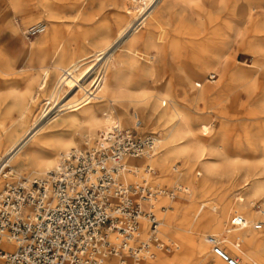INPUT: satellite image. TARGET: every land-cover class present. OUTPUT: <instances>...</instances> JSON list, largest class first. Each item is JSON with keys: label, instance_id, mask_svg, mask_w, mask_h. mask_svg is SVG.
Returning <instances> with one entry per match:
<instances>
[{"label": "bare ground", "instance_id": "6f19581e", "mask_svg": "<svg viewBox=\"0 0 264 264\" xmlns=\"http://www.w3.org/2000/svg\"><path fill=\"white\" fill-rule=\"evenodd\" d=\"M162 1L122 0L123 19H131L123 23L114 37H111L112 33L111 36L99 33L90 51L73 58L69 36L56 43L53 0H8L13 6L27 10L41 8L40 12L48 16L49 24L35 23L42 24L43 29L39 37L29 43L14 23L10 25L13 37L27 54L23 58L27 64L21 65L20 70L35 71L32 76L36 88L32 90L30 85L24 91L11 90L10 106L0 113V139L5 135L8 141L0 153V190H3L4 183L10 184L5 179L11 176H15L17 181L44 174L57 165L61 153L83 147H78L82 140L94 146L99 134L114 123L126 128L134 127L137 116L141 122L140 132L159 134L160 150L148 157L127 156L124 159L126 168L131 171L127 173L131 181H136L150 167L148 176L153 180L171 183L176 174L190 176L194 162L203 169L204 172H200L205 181L211 177L224 181L213 201L206 198L204 190L199 196L194 191L188 207L179 203L174 206L176 196H158L155 210L165 231L171 234L163 237L160 229V238L169 250H160L156 260L141 264H189V260L195 257L198 264H207V254L210 253L208 246L200 240L202 234L206 242L208 235L224 239L222 247L233 258L264 264V236L254 230L258 225L264 228V210L257 211L251 206V198L263 197L264 200V0H215L217 10L225 11L227 16H211L212 22H222L211 35V61L202 66L196 62L189 69L180 67L169 80L165 75L159 76L149 62L156 52L154 34L148 36L146 51L128 48L129 61L118 60L115 56L122 42L130 38L136 41L134 35L145 26ZM88 2L93 5L97 0H83L78 14H82ZM89 13L82 16L84 21L91 19ZM234 42L242 50L252 53L254 64L234 63ZM145 58L148 62L141 66L139 77H134L136 62ZM216 64L223 68L220 80L204 83L203 77L206 73L211 74ZM10 70L7 66L5 73ZM258 76L263 77V86L256 91L254 82ZM238 84V89L245 88L249 92L251 103L257 107L251 113L260 117L262 126L258 132L244 131L250 153L258 157L255 166L249 167L240 181L232 174L238 163L228 155L230 147L224 128L233 113L222 108L224 99H221L226 93L227 96L233 94L237 90L234 85ZM213 94L218 96L213 98ZM39 100L41 108L38 115L27 128L22 129L32 105ZM204 112H211L222 121L223 128L217 132L219 135H211L212 143L199 140L200 133H210L212 129L201 119ZM239 114L242 116L241 112ZM230 184L242 185L233 199L228 198L227 186ZM185 187L190 191L188 185ZM240 216L245 219L242 225H233L232 219ZM191 227H194L193 233L186 234ZM142 229L139 239L145 240L149 236L147 223L142 224ZM5 244H9L7 239L1 237L0 246ZM242 246L247 247L250 254ZM243 253L246 259H243ZM127 259L131 261L130 256ZM116 260L120 264L119 258L113 256L106 258L103 264H115ZM213 264L224 263L218 259Z\"/></svg>", "mask_w": 264, "mask_h": 264}, {"label": "built area", "instance_id": "2783aa9c", "mask_svg": "<svg viewBox=\"0 0 264 264\" xmlns=\"http://www.w3.org/2000/svg\"><path fill=\"white\" fill-rule=\"evenodd\" d=\"M42 27L33 25L26 33L36 35ZM140 125L137 116L132 128L114 123L94 146L71 148L44 174L7 184L0 193V238L11 247L0 246V264H103L111 256L120 264H141L169 250L160 238L155 201L188 189L153 184L150 167L136 181L128 178L124 159L151 156L159 147L158 135L140 132ZM244 221L240 216L231 223ZM144 222L149 236L141 240ZM207 242L228 264H258L231 257L217 235H208Z\"/></svg>", "mask_w": 264, "mask_h": 264}, {"label": "rangeland", "instance_id": "374dc122", "mask_svg": "<svg viewBox=\"0 0 264 264\" xmlns=\"http://www.w3.org/2000/svg\"><path fill=\"white\" fill-rule=\"evenodd\" d=\"M82 1L83 0H53L52 5L57 25L58 37L56 43L69 36V48L73 58L80 56L84 51H90L93 44L96 43L94 42V39L98 37L99 33H106L109 35L112 33V36H110L114 37L123 23L125 21L127 22L128 19H131V17L123 19L122 0H97L93 5L88 2L83 10L84 13L82 12V14H78V9ZM214 3L215 0H163L155 13L148 18L145 26L134 35L136 41L133 42V39L130 38L121 43L120 47L115 51L116 58L118 60L129 61L130 58L127 55L128 48L146 51L148 36L149 34H154L156 52L153 53L151 58H149V62L155 67L159 76L165 75V79L169 80L170 78H173L174 71L180 67L185 66V68L189 69L193 67L196 62H199L201 66L205 65L211 61L213 49V41L211 39L212 32L222 25V22L219 21L212 22L211 16L214 14L223 18L227 16L225 11H218L216 4ZM41 10V8L38 9L37 7L27 10L23 7L13 6L8 0H0V87H7L5 90L6 93L0 94V113H3L10 106L11 100L9 98V92L11 90L24 91L28 89L30 85L32 90H35L36 88V84H33L34 76H32V73L35 71L33 69L20 70L21 65L27 64L26 60L23 61V58H26L27 54L23 51L19 41L13 37L14 35L12 34L10 25L14 23L13 25L19 28L21 36L27 43H29L30 40L35 41L39 37V33L36 35H29L26 33V30L28 27L39 21L45 22L47 25L49 24L48 16L43 12H40ZM29 11L31 13H29ZM85 12H90L89 15H91V19L87 21L83 20L82 16L85 15ZM232 48L234 63L237 65L254 64L255 60L253 59L252 53L242 50L237 42L233 43ZM147 59L148 58H145V60H139L136 62L134 77H139L141 72L140 68L144 63L148 62ZM7 66L11 69L8 74L5 73ZM214 67L215 69L211 70V74L206 73L203 77L202 80L204 83L209 84V82H212L213 80H217L215 82L217 83L220 80L223 70L222 65L216 64ZM213 75L215 78H213ZM197 80H199V78ZM173 81H175V79H173ZM254 84L256 91H259L263 86V77L258 76L255 79ZM150 85L153 86L152 84ZM238 86L240 85H234L235 88ZM217 94H213V98ZM231 96V100L228 101ZM223 97L224 98H221L224 99L222 101V108L233 113V117L226 120L224 128L226 127L225 136L230 147L228 155L232 161L238 163L237 166L234 167L232 174L236 180L240 181L243 179L246 170L249 167L253 168L252 166H255L256 158L258 157L256 154L250 153L248 149V138L245 136L244 131L250 129L258 132L261 130L262 126L259 124L260 117L253 116L251 113V111L257 109V107L254 103H251L250 94L247 89L237 88L233 94L227 96L226 93ZM40 108L41 104L39 100L32 105L22 129H25L30 125L32 120L38 115ZM131 112H133V110H131ZM239 112L242 113V116H240L241 114H239ZM202 118V121L208 123L212 129L210 133H200L199 140L203 143H212L211 135H219L218 133L223 128L221 127L222 121L211 112H204L201 116V119ZM127 125L128 123L124 126ZM155 134L159 136V134ZM83 143L84 140L80 141L78 147L83 146ZM7 145L8 141L6 140L5 135L1 136L0 153L7 147ZM159 150L160 147L158 148V151ZM63 153H61L60 156ZM200 171L202 173L204 172L203 169L200 168V164L194 162L192 163V174L190 176L176 174V177L171 183H158L153 180L152 177H148L152 183L166 188H173L179 183L184 186L188 185L190 191L187 193H178L175 202L173 203L174 206L179 203L183 204L184 207H188L192 203L191 194L194 191H196V194L199 196L204 190L203 193L206 194V198L213 201L224 183L223 180L214 177L205 181ZM151 174H154V172ZM15 179H17L15 176H11L10 178L5 179V182L12 183L16 181ZM6 185V183L3 184V190ZM241 189L242 185H228V198L233 199L235 193ZM3 190H0V193ZM263 203V197L251 198V206L257 211L264 210ZM259 215L262 214L259 213ZM225 226L229 228L228 224H225ZM192 228L194 227H191L186 234L193 233ZM254 230L264 236L263 226L258 225ZM161 231L163 237L171 235L169 232L165 231L163 225ZM207 232L209 233V231ZM217 233L220 234V232ZM227 235L228 234L226 233L225 237H227ZM204 237V234H202L200 240L208 246L207 251L211 254H207V264H213L218 259L224 264H227L221 258L215 256L212 247L204 240ZM2 246L11 247L9 244ZM242 248L249 253L247 247L242 246ZM189 250L190 249H187V251ZM245 253L242 254L243 259H246L244 257ZM156 259L157 257L153 260ZM196 259L197 257L192 258L188 263L198 264ZM115 264H118L117 260L115 261Z\"/></svg>", "mask_w": 264, "mask_h": 264}, {"label": "crops", "instance_id": "0c3cea01", "mask_svg": "<svg viewBox=\"0 0 264 264\" xmlns=\"http://www.w3.org/2000/svg\"><path fill=\"white\" fill-rule=\"evenodd\" d=\"M6 88H7V87H3V86H1V87H0V94H4V93H6V92H5ZM85 141H86V140H84V143H85ZM84 143H83V146H84Z\"/></svg>", "mask_w": 264, "mask_h": 264}]
</instances>
